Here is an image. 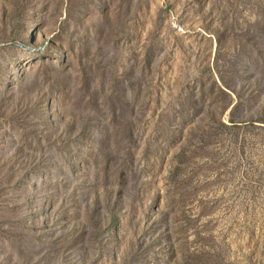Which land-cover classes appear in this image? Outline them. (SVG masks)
Wrapping results in <instances>:
<instances>
[{"label": "rangeland", "instance_id": "374dc122", "mask_svg": "<svg viewBox=\"0 0 264 264\" xmlns=\"http://www.w3.org/2000/svg\"><path fill=\"white\" fill-rule=\"evenodd\" d=\"M0 264H264V0H0Z\"/></svg>", "mask_w": 264, "mask_h": 264}]
</instances>
